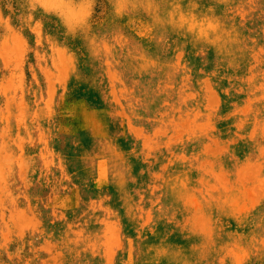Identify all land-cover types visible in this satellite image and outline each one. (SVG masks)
I'll return each mask as SVG.
<instances>
[{
	"label": "rangeland",
	"instance_id": "rangeland-1",
	"mask_svg": "<svg viewBox=\"0 0 264 264\" xmlns=\"http://www.w3.org/2000/svg\"><path fill=\"white\" fill-rule=\"evenodd\" d=\"M0 264H264V0H0Z\"/></svg>",
	"mask_w": 264,
	"mask_h": 264
}]
</instances>
